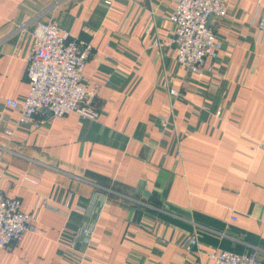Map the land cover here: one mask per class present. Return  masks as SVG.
Wrapping results in <instances>:
<instances>
[{
	"label": "crops",
	"instance_id": "crops-1",
	"mask_svg": "<svg viewBox=\"0 0 264 264\" xmlns=\"http://www.w3.org/2000/svg\"><path fill=\"white\" fill-rule=\"evenodd\" d=\"M105 1L0 0V189L39 226L0 248V264H214L220 250L264 260V0H228L212 17L223 48L201 75L177 60L174 0ZM38 20L92 42L82 82L95 119L42 111L39 127H16L20 110L4 102L29 93ZM85 226L83 254L68 242Z\"/></svg>",
	"mask_w": 264,
	"mask_h": 264
},
{
	"label": "built area",
	"instance_id": "built-area-1",
	"mask_svg": "<svg viewBox=\"0 0 264 264\" xmlns=\"http://www.w3.org/2000/svg\"><path fill=\"white\" fill-rule=\"evenodd\" d=\"M61 1L57 0L58 3ZM174 1L175 9L168 18L175 25L171 41L176 46L178 62L200 75L213 73V65L208 61L217 59L223 44L210 21L213 16H226L228 0ZM105 2L111 4L110 0ZM259 31L264 33V6L261 7ZM31 34L33 48L27 55L26 69L29 93L23 100L7 98L4 102L6 106L20 110L16 127L30 124L39 127L42 120L38 119V114L42 111L50 112L52 117L77 112L95 119L98 113L90 103V93L82 82L83 71L93 52L92 42L71 36L56 21L38 20ZM163 43L156 41L158 45ZM169 93L174 100L180 94L174 88ZM168 122L169 118L163 119L164 124ZM258 148H264V143H259L255 150ZM39 205L50 207L51 203L48 197H42ZM98 210L96 208V212ZM38 231L35 217L22 210L21 200L8 197L0 189V248L19 241L26 232ZM93 237L94 227L85 226L72 235L68 246L86 254ZM198 244L199 236L192 232L184 239L182 247L191 251ZM209 256L214 264H264V260L254 253L220 250L209 251Z\"/></svg>",
	"mask_w": 264,
	"mask_h": 264
},
{
	"label": "water",
	"instance_id": "water-1",
	"mask_svg": "<svg viewBox=\"0 0 264 264\" xmlns=\"http://www.w3.org/2000/svg\"><path fill=\"white\" fill-rule=\"evenodd\" d=\"M43 110H46V109H45V108H43ZM48 114H49V115H51V113H50V112H48Z\"/></svg>",
	"mask_w": 264,
	"mask_h": 264
}]
</instances>
